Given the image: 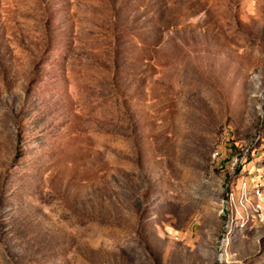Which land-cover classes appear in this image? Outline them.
<instances>
[{
	"label": "rangeland",
	"instance_id": "obj_1",
	"mask_svg": "<svg viewBox=\"0 0 264 264\" xmlns=\"http://www.w3.org/2000/svg\"><path fill=\"white\" fill-rule=\"evenodd\" d=\"M0 264H264V0H0Z\"/></svg>",
	"mask_w": 264,
	"mask_h": 264
},
{
	"label": "bare ground",
	"instance_id": "obj_2",
	"mask_svg": "<svg viewBox=\"0 0 264 264\" xmlns=\"http://www.w3.org/2000/svg\"><path fill=\"white\" fill-rule=\"evenodd\" d=\"M243 159V157L239 158L238 160H236V163H242L241 160ZM239 165V164H238Z\"/></svg>",
	"mask_w": 264,
	"mask_h": 264
},
{
	"label": "trees",
	"instance_id": "obj_3",
	"mask_svg": "<svg viewBox=\"0 0 264 264\" xmlns=\"http://www.w3.org/2000/svg\"><path fill=\"white\" fill-rule=\"evenodd\" d=\"M239 166H240V165H239ZM239 166H238V167H239ZM239 168H240V167H239Z\"/></svg>",
	"mask_w": 264,
	"mask_h": 264
}]
</instances>
